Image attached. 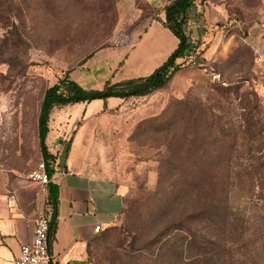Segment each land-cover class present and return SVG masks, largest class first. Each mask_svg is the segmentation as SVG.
<instances>
[{
  "label": "rangeland",
  "instance_id": "rangeland-1",
  "mask_svg": "<svg viewBox=\"0 0 264 264\" xmlns=\"http://www.w3.org/2000/svg\"><path fill=\"white\" fill-rule=\"evenodd\" d=\"M213 1L224 4L230 15L232 42L225 56L179 70L167 86L149 95L110 97L107 110L101 98L70 104L66 108L73 116L62 128L56 129L62 107L51 114L50 139L54 146H62L60 160L76 143L81 152L77 166L126 188L124 211L110 232L116 229L121 234L93 244V264H108L103 260L108 257L125 264L137 261L131 259L140 258V249L149 251L150 237L140 226L149 223L150 228L154 214L156 226L165 224L173 214L166 193L183 190L180 164L207 160L213 164L211 173L203 168L202 174L208 180L204 193L210 201L220 197L226 182L229 252L241 264H264V166L258 163V157L264 161V133L256 135L264 125L255 127L252 136L251 127L245 130L240 156L227 151L231 137L221 136L218 129L205 133L199 123L192 126L198 134L188 149V126L166 128L172 106L185 98L224 104L227 129L240 120L234 115L245 112L240 104L247 91L255 90L264 115V0ZM117 25V0H0V184L23 178L43 158L38 116L49 86L67 72L87 89H101L113 78L93 63L98 51L115 45ZM229 83L232 92L221 97L219 91ZM204 150H210L209 155ZM169 158L175 163L169 164ZM230 160L248 168L252 164L254 172H231L225 166ZM239 215H244L243 232L237 229ZM111 243L112 252L106 251Z\"/></svg>",
  "mask_w": 264,
  "mask_h": 264
},
{
  "label": "trees",
  "instance_id": "trees-1",
  "mask_svg": "<svg viewBox=\"0 0 264 264\" xmlns=\"http://www.w3.org/2000/svg\"><path fill=\"white\" fill-rule=\"evenodd\" d=\"M194 2L195 0H173L165 6L166 17L163 22L177 35L179 44L167 60L151 74L120 81L108 79L101 89H87L72 78L70 72H67L58 82L45 90L38 116V136L43 159L47 161V170L51 177L55 173V169L50 165V161L54 162L56 155L49 150L47 136L50 131L51 114L55 108L82 101L90 102L101 98L104 100L103 108L107 110L110 97L129 99L131 97L149 95L167 86L174 75L182 68L192 65L201 66L206 62L215 61L204 57L203 50H200L202 41L194 40L187 31L188 12ZM230 84L222 87L221 91H219L221 97H226L232 92L229 87ZM240 88L241 85L234 87L238 92ZM247 94L249 96L245 95L246 101L240 104L245 112L234 115L233 118L240 117V120L232 122L227 129L223 125L225 115L228 114L227 111L222 110L221 106H224V104H203L190 98L180 99L174 103L166 128L168 130L182 124L188 126L185 129L186 134H191V137L185 135L188 149L193 148L196 135L198 134L197 129H190L192 126L199 123L205 133L218 129L221 136L231 137L232 143L229 146L230 150L227 151L240 156L243 153L241 141H244L242 140V138H245L244 133L248 132L245 130L251 127L249 132L252 136L255 127L259 128L260 125H264L262 123L264 115H261V102L258 93L254 90L247 91ZM251 96L254 97V100L250 98ZM199 106L202 107L201 111H198ZM263 133L264 129L259 128L256 135L262 137ZM260 148L263 147L260 146ZM204 152L209 155L210 150H204ZM223 152H225L224 149H221L220 153ZM251 152L252 149L250 148L249 153ZM259 158L261 159L258 160L259 166H264L262 156ZM254 159L255 157L252 160ZM166 161L169 164L175 163L170 158ZM180 166L185 174V178L181 180L184 184L183 190L178 192L172 190L165 195V202L168 201L170 203V209L174 215L172 214L170 219L160 226H156L157 214H154L153 224L150 228L149 223L142 224L140 230H146L148 232L147 235L150 237L147 243L149 251L146 252V250L140 249V258L131 259L137 261H128L125 264H241L242 261L240 259L237 260V256L229 252L227 247L231 239L229 232H227L228 227H226L230 213L228 211L226 182L220 197L216 201L215 198L210 201L204 193V191L209 189L208 180L202 174V169L205 168L206 172L211 173L213 164L207 160L196 165L183 162ZM225 166L231 172L234 169L239 171V174L242 170L246 172L254 167L252 164L249 168L244 167L243 162L232 160ZM251 171L254 172L253 169ZM48 185L49 209L46 213L50 218L49 239L52 242L57 228L59 190L58 185L52 181ZM123 211L124 207L122 213ZM236 217L238 232L239 230L243 232L244 215ZM113 226L98 232V236L89 247L88 264H93L92 247L95 242L100 243L103 239V243H107L111 237L121 234L120 230L116 229L110 234L114 229ZM152 247L155 248L152 249ZM106 251L112 252V243L109 244ZM103 260L107 261L108 264H116L114 259L110 257L103 258ZM118 264H124V262H119Z\"/></svg>",
  "mask_w": 264,
  "mask_h": 264
},
{
  "label": "crops",
  "instance_id": "crops-1",
  "mask_svg": "<svg viewBox=\"0 0 264 264\" xmlns=\"http://www.w3.org/2000/svg\"><path fill=\"white\" fill-rule=\"evenodd\" d=\"M171 1L117 0L115 45L98 51L93 64H100L107 75L113 74V81L151 74L179 44L177 35L163 22L165 6ZM229 17L225 5L213 0H195L188 12L187 31L194 40L202 41L200 50L208 60L230 50ZM67 106L59 112L56 129L73 116ZM51 126L47 144L55 155L59 150L56 160L50 161L55 169L52 182L59 190L51 264H88L89 247L99 232L96 226L102 230L119 222L126 188L77 166L81 152L76 143L65 160H60L62 146L53 145ZM48 209L49 185L43 187L24 177L0 184V264H14L21 246L31 241L39 216Z\"/></svg>",
  "mask_w": 264,
  "mask_h": 264
},
{
  "label": "built area",
  "instance_id": "built-area-1",
  "mask_svg": "<svg viewBox=\"0 0 264 264\" xmlns=\"http://www.w3.org/2000/svg\"><path fill=\"white\" fill-rule=\"evenodd\" d=\"M24 178L39 182L41 186L46 187L52 181V177L47 170V161L42 158L38 166L25 175ZM96 230L100 231L101 226L97 225ZM49 231L50 218L46 212H43L35 225L31 241L21 246L14 264H51Z\"/></svg>",
  "mask_w": 264,
  "mask_h": 264
}]
</instances>
